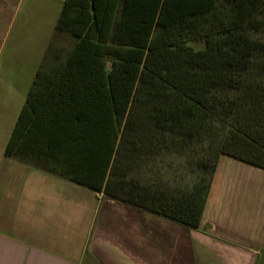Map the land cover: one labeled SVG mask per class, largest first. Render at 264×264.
Returning a JSON list of instances; mask_svg holds the SVG:
<instances>
[{
	"label": "trees",
	"instance_id": "16d2710c",
	"mask_svg": "<svg viewBox=\"0 0 264 264\" xmlns=\"http://www.w3.org/2000/svg\"><path fill=\"white\" fill-rule=\"evenodd\" d=\"M54 30L5 158L191 230L221 157L264 171V0H64Z\"/></svg>",
	"mask_w": 264,
	"mask_h": 264
},
{
	"label": "crops",
	"instance_id": "0c3cea01",
	"mask_svg": "<svg viewBox=\"0 0 264 264\" xmlns=\"http://www.w3.org/2000/svg\"><path fill=\"white\" fill-rule=\"evenodd\" d=\"M8 2L0 0V15ZM5 145L0 264H264L261 169L221 157L201 225L191 230L3 160Z\"/></svg>",
	"mask_w": 264,
	"mask_h": 264
},
{
	"label": "rangeland",
	"instance_id": "374dc122",
	"mask_svg": "<svg viewBox=\"0 0 264 264\" xmlns=\"http://www.w3.org/2000/svg\"><path fill=\"white\" fill-rule=\"evenodd\" d=\"M60 7L59 0H9L0 15V150L11 132L35 71L47 67L54 54L61 58L72 47V38L54 30ZM192 45L201 47V44ZM3 160L19 162L11 158ZM20 164L37 170V166Z\"/></svg>",
	"mask_w": 264,
	"mask_h": 264
}]
</instances>
